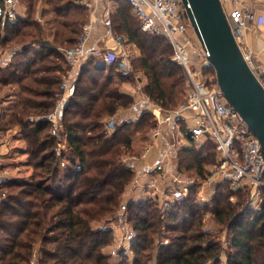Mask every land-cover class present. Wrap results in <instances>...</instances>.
<instances>
[{"label": "trees", "instance_id": "1", "mask_svg": "<svg viewBox=\"0 0 264 264\" xmlns=\"http://www.w3.org/2000/svg\"><path fill=\"white\" fill-rule=\"evenodd\" d=\"M19 1L25 15L0 28V51L17 49L12 61L0 66V86L13 83L17 88L8 113L0 106V131L16 128L23 146L13 150L25 154L23 163L31 171L27 178L7 176L0 184V264H115L106 251L116 234L101 226L120 218L115 212L136 174L131 159L142 156L156 119L145 110L119 121V112L135 101L121 84L134 80L120 75L115 63L90 57L73 79V95L60 104L52 134L51 121L40 116L59 101L69 69L63 49L76 44L88 11L81 0ZM115 2L113 32L139 51L130 54V62L146 76L141 91L163 109L175 108L184 101L186 78L172 59L171 44L163 35L144 32L127 1ZM47 13L51 16L45 19ZM37 16L44 18V26ZM203 73L215 83L211 65ZM110 117H115L113 129L106 127ZM180 128L189 136L184 124ZM215 149L210 137H204L200 148L192 144L177 149L176 169L204 179L215 163ZM17 162L6 164L20 167ZM211 186L209 201L196 198L194 184L186 198L164 211L158 199H127L126 219L135 231L132 263L125 257L116 264H264V189L260 207L254 209L246 186L234 188L220 179ZM205 212L210 213L208 231L202 228ZM162 238L167 243L161 244Z\"/></svg>", "mask_w": 264, "mask_h": 264}, {"label": "built area", "instance_id": "2", "mask_svg": "<svg viewBox=\"0 0 264 264\" xmlns=\"http://www.w3.org/2000/svg\"><path fill=\"white\" fill-rule=\"evenodd\" d=\"M133 13L140 22L141 29L149 34L163 35L171 44L173 53L172 59L182 66L186 78L185 99L177 107L165 110L157 106L160 114L156 116V127L150 136L151 143L153 137L159 132L161 125H165L173 138V147L181 144L177 134L181 133V124L189 133V137L194 141L200 142L201 138L210 137L215 144L217 156L215 163L210 167L204 179H194L192 177L180 176L172 158L167 156L152 165V169L161 172L162 177L169 183L166 187H161L155 178H142L136 171L133 185L139 186L148 194V198L158 199V203L164 211L173 203L186 198L194 184H197L195 196L201 201H206L207 197L203 189L216 180H227L234 188L246 186L250 193L251 202L261 203L263 200L262 190L264 189V151L255 134L241 118L239 113L234 110L223 97L217 82H211V77L203 73V67L209 66L207 60L208 52L199 42L193 43L195 55L202 61L201 67H191V60L188 56L186 47L191 45V38L188 34V18L185 6L181 0H125ZM84 5L90 10L95 5V0H82ZM223 11L229 22L231 32L240 47L241 29L251 20L253 15L249 6L239 5L238 0H220ZM224 5V7H223ZM19 0H0V28L7 23L13 22L18 18ZM263 18V17H262ZM41 21V17H36ZM260 19L259 21H262ZM105 34L113 35L110 16L107 14L104 21ZM190 25V24H189ZM90 23H85L76 44L63 49V56L69 66L67 74L60 84L59 101L55 109L40 118L51 121V133L57 130L58 112L60 104L66 101L74 93L73 74L76 67L90 57L96 58L105 65L116 64L120 75L136 79L137 90L141 89V82L130 62V53L123 45V37L115 36V49H102L89 41ZM195 35V33H193ZM182 36V39L179 37ZM196 36V35H195ZM241 48V47H240ZM17 49L13 47L9 50L0 51V66L8 65ZM191 51V49H190ZM243 57L258 77L264 87V79L259 78L251 55L244 52ZM1 117V108H0ZM32 119V118H31ZM188 122H190L188 124ZM106 127L112 129L114 120L111 118ZM146 145L143 152L148 150ZM8 175L5 169L0 170V184ZM144 188V189H143ZM163 197H162V196ZM4 194L1 193L0 199ZM158 197V198H157ZM168 197V198H166ZM120 207L124 209L126 204ZM209 212L202 215V228L204 231L210 230L207 224ZM122 231L120 241L113 243L110 253L118 255L120 259L132 256L131 243L135 238V231L125 218H112L101 228ZM119 238V237H118ZM116 240V239H115ZM114 240V241H115ZM167 238L161 239V244L167 243ZM130 249V253L127 249Z\"/></svg>", "mask_w": 264, "mask_h": 264}, {"label": "crops", "instance_id": "3", "mask_svg": "<svg viewBox=\"0 0 264 264\" xmlns=\"http://www.w3.org/2000/svg\"><path fill=\"white\" fill-rule=\"evenodd\" d=\"M238 4L239 5L245 4L249 6L253 15L252 19L247 21L246 26L242 28L240 31L241 33L240 47L244 52H248L251 55L252 62L254 64L257 74L261 76L262 79H264V0H238ZM115 8H116L115 0H95V5L91 10L90 8L87 7L88 19L86 23H90L89 26L90 43L102 49L116 48L117 44H116L115 36L123 37V34L114 33L113 28H112V32H113L112 36L105 34V27L103 23L107 14L110 16L111 19V14L114 12ZM24 15H25V8L19 1L18 16H24ZM260 19L263 20L259 21ZM187 29L189 32L192 28L190 29L187 28ZM191 32L194 33L193 29ZM123 45L129 53L130 51L131 52L137 51V53H139L135 45L126 42L125 39H123ZM79 68L80 67H76L71 72L74 78L77 72L79 71ZM121 88L124 91H127L130 94H132L135 101L133 105H131V107H128L119 112L117 116V119L119 121H127L129 119L136 118L145 110L152 112L155 119L156 116L160 114V111L157 107L158 105L149 101V99L143 94V92L141 93L139 91H136V88L135 86H133L132 82H130L129 80L123 81L121 84ZM189 123L190 122H188V124ZM152 131L149 133V142ZM177 136L181 144L179 146L177 145V147H173L172 146L173 138L171 133L167 130L165 125H161V127L159 128V132L153 137L151 143L150 144L148 143L149 144L148 150L146 152H143L140 158H134V160L131 159L133 168L137 170V173L139 172L141 174L142 178L153 177L157 180V182L161 187H166L167 184H169L162 177L161 172L152 169V165L155 162H158L167 156L173 158V152L176 151L177 149L183 147H189L190 145L195 144V142L189 136H186V134L184 135L182 132L178 133ZM203 140L204 138H201L200 142L201 141L203 142ZM2 169L8 171V175H7L8 177L14 176L13 174L11 175L10 173L12 172V168L1 166L0 170ZM179 175L186 176L181 172H179ZM144 190L146 191V189ZM144 190H142L139 186L132 184L131 189L127 188L125 192V196L129 197V199H132L133 201L139 199H147L148 194ZM203 191L205 196L207 197L205 202H207L209 201L210 196L214 193L213 188L212 186H206L203 189ZM251 206L254 207V209H258V207H260V203L253 201L251 202Z\"/></svg>", "mask_w": 264, "mask_h": 264}, {"label": "water", "instance_id": "4", "mask_svg": "<svg viewBox=\"0 0 264 264\" xmlns=\"http://www.w3.org/2000/svg\"><path fill=\"white\" fill-rule=\"evenodd\" d=\"M181 1L191 28L208 52L207 60L223 97L255 134L264 151V87L247 65L220 0Z\"/></svg>", "mask_w": 264, "mask_h": 264}, {"label": "rangeland", "instance_id": "5", "mask_svg": "<svg viewBox=\"0 0 264 264\" xmlns=\"http://www.w3.org/2000/svg\"><path fill=\"white\" fill-rule=\"evenodd\" d=\"M42 2L41 1H39L37 4H35V14L37 13V15L39 14H41L40 12H39V8L42 6V4H41ZM22 4V3H21ZM23 5V4H22ZM23 7H24V5H23ZM223 7H224V5H223ZM131 14V13H130ZM51 16V14L50 13H47V14H45V16H44V18L46 17V18H49ZM130 17V19L132 20V21H135L136 22V19L135 18H133L131 15L129 16ZM37 18H38V16H37ZM45 18V19H46ZM41 21H37L36 20V22L39 24V26H44V19H43V17H41ZM135 22H133V23H135ZM136 23H138L139 24V22L137 21ZM135 23V24H136ZM187 28H191V26L189 25V22H188V27ZM192 31V29L188 32V34H189V36H190V38H191V40H192V42H191V45L190 46H187L186 47V50H187V53H188V56H189V58H190V60H191V62H190V64H191V67H201L202 66V61L200 60V58L197 56V55H195L194 54V52H192V50L194 49V47H193V43H195V42H197V37L191 32ZM180 39H182V36L181 37H179ZM190 49H191V51H190ZM130 54L132 55H138V53H137V51L136 52H131L130 51ZM69 70V69H68ZM136 74H137V76L139 77V80H140V82H141V89L140 90H137L136 89V91H139V92H141L142 93V86L145 84V82H146V76L143 74V72H141V71H136ZM134 80V82H132V84H133V86H136V79H133ZM186 86V85H185ZM186 89H187V87H185V89H183L184 91L181 93V98L184 100L185 99V93H186ZM16 91H17V88H16V85L15 84H13V83H9V84H5V85H1L0 86V106H2L3 107V109L5 110V112L4 113H8V109H6L9 105H10V103H11V101H15V97H13L14 96V94L16 93ZM14 92V93H13ZM179 98H180V96H179ZM182 100V101H183ZM178 106V105H177ZM176 106V107H177ZM3 113V114H4ZM111 118H113V120H114V123H115V117H110V119ZM109 119V120H110ZM108 120V121H109ZM57 125H58V120H57V122H55ZM108 123V122H107ZM107 123H106V125H107ZM52 128V127H51ZM114 128V127H113ZM112 128V129H113ZM201 144H202V141L201 142H199V141H197V142H195V144H194V146H195V148L197 149V148H200V146H201ZM197 145V146H196ZM21 146H23V141L21 140V138L18 136V133H17V130H16V128L15 129H13V128H8V129H4V130H2V131H0V167L1 166H6V167H9V168H12V172H10L11 173V175L13 174L14 176H16V177H25V178H27L28 177V175L30 174V171H31V168L30 167H28V166H26V165H24V163H23V161L25 160V158H26V156H25V154L23 155V154H21L20 152H18V150H16V149H14L13 150V148L14 147H21ZM205 148L207 149V150H209V151H211V150H214V147L213 148H211V147H207V146H205ZM18 149V148H17ZM216 150V149H215ZM12 152V158H9L8 157V154H9V152ZM216 156H217V150H216V155H215V160H216ZM19 159H21V161L19 160ZM130 159V158H129ZM17 161H20V162H17ZM172 161H173V163H174V160H173V158H172ZM14 163L15 164V162H17V163H22L21 165H20V167H16V166H9V165H7L6 163ZM14 164H12V165H14ZM17 168H18V170H17ZM9 171H10V169H9ZM17 171V172H16ZM137 171V170H136ZM137 174H135V176H136ZM135 178V177H134ZM134 180V179H133ZM133 182V181H132ZM0 196H1V194H0ZM127 199H129V197H127V196H125L124 197V200H123V202H122V204H124V203H126V201H127ZM127 207H125L124 209H122V207H118V209H117V211L115 212L116 214H117V216L119 215V217L120 218H125L126 219V213H127ZM113 230V232L116 234V240L114 241V242H112V244H110V249H111V247H112V245H113V243H117V242H119L120 241V239H121V237H120V234H121V236H122V231H120V230H122V229H120V230H117V232H116V230H114V229H112ZM119 237V238H118ZM110 249L108 248V250L106 251V253H107V256H108V261L110 262V263H118V261H123L122 259H120L119 258V256L118 255H115V254H111L110 253ZM128 250V252L130 251V249L128 248L127 249ZM36 253V251H34V254ZM130 253V252H129ZM32 260H31V262H33V258H31ZM126 262L127 263H132V258H131V256H129V254H128V256L126 257ZM152 261H148V260H146L145 261V263L144 264H152L151 263Z\"/></svg>", "mask_w": 264, "mask_h": 264}]
</instances>
